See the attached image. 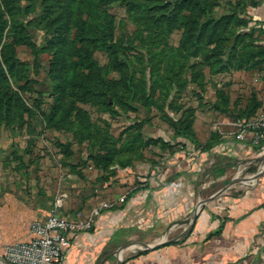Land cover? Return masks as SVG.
Masks as SVG:
<instances>
[{"label":"rangeland","instance_id":"rangeland-1","mask_svg":"<svg viewBox=\"0 0 264 264\" xmlns=\"http://www.w3.org/2000/svg\"><path fill=\"white\" fill-rule=\"evenodd\" d=\"M8 3L18 9L26 41L13 43L17 84L0 57L6 95H16L25 109L22 120L0 119V241L10 240L0 243V258L6 264L9 248L23 243L12 240H26L33 220L52 213L58 201L60 214L79 217L90 200L117 195L141 167L162 166L185 151L174 138L176 125L194 135L197 148L188 145L189 153L213 138L220 142L221 133L236 136L238 125L259 134L251 125L264 113V23L257 18L264 0H80L68 41L79 37L75 24L86 27L93 38L86 54L100 72L61 57L64 46H57L47 10L65 22L64 0L47 2L50 7L42 0ZM228 16L232 24L219 39L206 24ZM5 36L6 30L0 51ZM112 44L115 61L107 52ZM108 81L117 88L104 87ZM255 156L237 163L228 183H249L264 160L261 146ZM257 182L264 184V172Z\"/></svg>","mask_w":264,"mask_h":264},{"label":"crops","instance_id":"crops-1","mask_svg":"<svg viewBox=\"0 0 264 264\" xmlns=\"http://www.w3.org/2000/svg\"><path fill=\"white\" fill-rule=\"evenodd\" d=\"M257 18L264 23V13ZM221 135L210 150L189 153L187 146L162 166L141 167L138 177L128 178L117 195L113 191L105 200H90L79 217L88 216L89 208L101 202L110 207L94 218L89 232L71 237L61 264H264V184L260 182L245 186L235 182L211 199L182 235L198 204L228 184L233 167L256 157L252 132L243 141L231 133ZM30 239L28 230L26 240L12 241ZM129 246L133 252L124 254L121 249Z\"/></svg>","mask_w":264,"mask_h":264},{"label":"trees","instance_id":"trees-1","mask_svg":"<svg viewBox=\"0 0 264 264\" xmlns=\"http://www.w3.org/2000/svg\"><path fill=\"white\" fill-rule=\"evenodd\" d=\"M49 1H57V0H42L44 7H50L53 6L51 4L47 5V2ZM64 3L68 4V11H67V20L63 22L61 20V16L56 13L54 8L48 9L47 13L53 14L52 20L49 22V24L53 25V35L56 36V42L57 46L63 45L64 47L60 46L61 49V57L65 54L67 58H77V62L73 64L74 67H77L79 65L83 64L84 62H88L89 66L92 65V67H97L95 63H92L89 56L86 54L88 53V43L89 41H92L93 38H89L85 34L86 27L78 28V24H75L74 27H76V35L78 33L79 37L77 38L75 35L73 36V39L69 42L68 41V34L73 30V28L70 26L71 21L75 19V15L78 12L77 6H80V0H64ZM202 3V2H201ZM141 5V4H140ZM141 7V6H140ZM18 9L16 7H11L8 3V0H0V41L3 36L4 30H6V42L3 44V47L0 51V57L2 58V61L6 65L7 71L10 72V78L13 83L17 84L18 79L15 80L14 75H16V72L18 73L17 66L18 61L15 58V48L13 47V43L15 45L19 46L25 43V29L24 25L16 20V16L18 14ZM5 15H7V19H4ZM40 20V19H39ZM233 21L232 17H224L221 18L218 21L210 20L206 24L208 28L212 29L213 33H216L218 38L220 39V34H225L229 27L231 26ZM95 38V37H94ZM11 40V42L8 43V41ZM62 40V41H61ZM87 41V50L86 45L84 42ZM107 52L109 57H111L110 61H115L114 59L118 56L116 51V46L114 44L110 45L107 48ZM68 55V56H67ZM64 58V57H63ZM60 62L62 64H65V62L62 60V58H59ZM111 63V62H110ZM122 63L127 64V61L125 58H122ZM0 66V119L3 117V121L8 119H14L15 117H18V119L22 120V114L24 109L23 103L21 100L16 97V95H12L11 97L7 96L6 93L10 90V84L8 81V78L5 75V72L1 69ZM92 69V68H91ZM97 72H100V70L97 67ZM101 81V78H100ZM103 81V79H102ZM104 87L112 88L113 90L117 88L118 83L114 81H108L103 82ZM7 97V98H6ZM193 133L190 130L188 131L186 128L180 125H176L174 129V138L175 139H182L183 143V149L185 150L188 145H193L194 148H197L195 145V141L193 140ZM218 143V140L216 138H213L212 143H208L204 148H202L201 151H207L210 150L215 144ZM137 190H134L131 194H134Z\"/></svg>","mask_w":264,"mask_h":264},{"label":"built area","instance_id":"built-area-1","mask_svg":"<svg viewBox=\"0 0 264 264\" xmlns=\"http://www.w3.org/2000/svg\"><path fill=\"white\" fill-rule=\"evenodd\" d=\"M250 127V126H249ZM237 140L245 139V131L238 125ZM251 128L259 132L252 136L251 142L264 149V113ZM122 201V200H121ZM60 201L52 213L32 222L29 228L30 241L9 248L7 255L11 264H61L65 251L69 248L70 239L80 233L89 232L93 227L94 218L101 210L110 207L103 203L93 209L87 218H70L58 212Z\"/></svg>","mask_w":264,"mask_h":264},{"label":"water","instance_id":"water-1","mask_svg":"<svg viewBox=\"0 0 264 264\" xmlns=\"http://www.w3.org/2000/svg\"><path fill=\"white\" fill-rule=\"evenodd\" d=\"M258 177H259V174H256L253 178H252V180L249 182V183H252V184H254V183H256L257 182V179H258ZM233 184H235V181H231L230 183H228L226 186H224L222 189H220L219 191H217L215 194H213V196L211 197V198H209V199H207V200H204V201H202V202H200L199 204H198V206L195 208V210H194V212H193V214H192V218H191V222H190V224H189V227L186 229V230H184V232H183V234L182 235H184L187 231H189L191 228H192V225H193V223H194V221H195V218H196V216H197V214H198V212L211 200V199H213V198H215V197H217V196H219V195H221V194H223L224 192H226L227 190H229L232 186H233ZM251 184V185H252ZM248 185H250V184H248ZM136 246H138V247H141L142 249H151V247H149V246H147V245H144V244H135ZM156 246H158V244L157 245H154V246H152V247H156ZM123 250H125V247H123L122 249H121V251H123ZM0 264H6L1 258H0ZM120 264V263H119Z\"/></svg>","mask_w":264,"mask_h":264},{"label":"bare ground","instance_id":"bare-ground-1","mask_svg":"<svg viewBox=\"0 0 264 264\" xmlns=\"http://www.w3.org/2000/svg\"><path fill=\"white\" fill-rule=\"evenodd\" d=\"M261 172H264V160L260 161L259 164H258V166H257V171H256V173L259 174V173H261ZM238 182H239V181H238ZM185 228H186V227H185ZM168 233H169V232H168ZM168 233H167L166 235L162 236V237L160 238L159 242H160V241H164V240L167 238ZM169 234H170V233H169ZM126 250H127V249H126ZM126 250H125V251H126ZM125 251H124V252H125ZM131 252H133V250L126 251V253H124V254H128V253H131Z\"/></svg>","mask_w":264,"mask_h":264}]
</instances>
